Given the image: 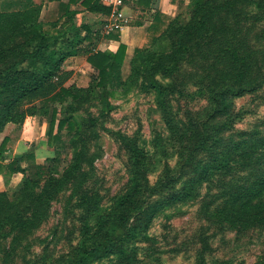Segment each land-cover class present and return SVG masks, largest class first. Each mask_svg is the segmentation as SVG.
<instances>
[{
    "label": "rangeland",
    "instance_id": "374dc122",
    "mask_svg": "<svg viewBox=\"0 0 264 264\" xmlns=\"http://www.w3.org/2000/svg\"><path fill=\"white\" fill-rule=\"evenodd\" d=\"M23 1L0 0V13L17 11ZM59 1L62 0H30V10L37 15L35 21L48 28L60 16ZM204 1L200 8L190 1L176 3L173 15H165L163 29L169 25L167 31L156 34V41L151 40L148 32L139 48L149 56L169 55L178 31L190 23L209 20L208 39L214 29L219 32L217 38L230 37L238 30L239 39H245L252 48L256 76L264 81V41L259 38L264 30V6L258 8L255 4L258 1L264 5V0ZM227 3L231 11L225 8ZM71 9L78 12L75 24L86 25L92 32L91 40L84 45L91 43L105 50L103 44L109 34L103 29L106 15L89 12L79 5ZM129 17L128 26H136L149 15L134 5ZM26 38L17 37L15 44L24 43ZM199 41L193 39L188 43L190 51L178 59L172 73L156 74L164 88L160 98L148 88L141 66L131 65L134 52L125 57L121 88L89 92L86 89L96 72L87 57L68 58L63 66L69 75L64 86L84 89L80 99H69L61 105L53 103L46 109V115L39 112L27 116L20 125L7 123L0 130V143L8 138L6 161L26 153L34 155V160L23 163L29 168L24 175L8 177V182L0 177V192H7L15 203L8 217L0 221V264H71L83 237L105 241L107 232L111 231V205L125 190L130 177L122 137L135 142L146 156L143 167L136 172L149 185L142 183L139 205L159 204L186 186L191 177L187 161L193 160L194 155L202 165L208 161L204 153L195 152L208 133L207 117L211 110L205 85L212 76V61L197 55ZM16 61L18 57L8 58L0 64V70ZM50 90L49 87L27 99L25 106H42V96ZM104 98L110 108L104 104ZM230 101L231 109L214 124L220 127L214 139L223 141L219 149L243 143L240 150L233 152L229 171L211 175L207 181L194 186V197L157 213L141 239L125 243V256L113 255L93 264L264 262V190L260 195L263 205L251 202L260 208L244 206L249 199L247 193L253 188L251 183L264 174V146L249 148L253 140L264 139V85L254 92L231 97ZM54 107L58 110L56 123L61 118L75 123V130H62L61 142L55 149L47 146ZM36 166L46 173L37 174ZM25 179L29 184L27 194L16 197L14 193L20 191ZM160 183L165 185L152 190ZM95 194L100 202L98 210L93 211L91 203ZM120 235L119 230L112 233L113 238Z\"/></svg>",
    "mask_w": 264,
    "mask_h": 264
},
{
    "label": "trees",
    "instance_id": "16d2710c",
    "mask_svg": "<svg viewBox=\"0 0 264 264\" xmlns=\"http://www.w3.org/2000/svg\"><path fill=\"white\" fill-rule=\"evenodd\" d=\"M186 1H190L198 8L202 7L205 2L204 0H178L180 4ZM245 1L236 0V2ZM21 3V8H18L17 11L0 13V64L10 57H18V61L0 70V130L7 123L20 125L27 116H34L39 112L41 115H46V109L53 103L61 105L69 99L74 101L80 99V92H84V89L64 86L69 75L63 70V66L68 58L85 55L87 62L96 72V76L86 92L91 89L121 88L123 85L122 66L127 46L120 42L116 51H102L91 43L84 45L86 41L91 40L92 32L88 26H77L74 22V17L78 12L71 9L73 6L79 5L89 12L107 15L109 10L102 6L98 0L59 1L60 16L56 21L49 23L48 28H45L43 23L35 21L37 15L30 10V0H24ZM255 4L258 8L264 6L258 1ZM134 5L141 12H152L148 32L152 35L151 40L156 41L157 36L166 32L169 26L166 25V29H163L166 17L158 11L159 0H135ZM226 7L231 11L230 4L227 3ZM26 8H28L27 11H25ZM207 21L209 20L190 23L181 32L178 31L176 44L169 55L149 56L144 54L142 48H135L131 65L133 68L136 65L141 66L148 88L155 93L157 98H160L164 88L157 81L156 74L172 73L177 67L178 59L190 51L191 47L188 43L193 39L200 40L196 47L197 55L205 61H212L210 64L212 76L205 85L211 110L207 117L208 133L205 135L204 142H201L197 147V149L200 148L199 151L195 152L204 153L208 161L202 165L194 155V159L186 163L189 168L188 176H191L187 182L188 185L186 184L179 191L173 192L159 204L146 206L143 203L139 205L138 197L143 187L142 183L145 182L146 186L149 185L147 180H140L136 172L143 167L146 156L135 142L127 137H122L123 146L128 153L130 177L125 190L116 197L111 205V231L107 232V238L103 242L83 237L71 264H93L94 261L109 256H125L127 254L125 243L141 239L142 234L148 230L157 213L176 203L188 201L194 197V186L207 181L213 174L227 172L231 168L233 152L240 150L243 143L233 145L230 149H219L223 141L221 138L214 139L220 128L214 124L231 109V97L254 92L264 85V81L256 76V59L252 48L245 39H239L238 30L233 31L230 37L217 38L219 32L214 29L208 39L206 34L209 31V22ZM138 25L140 23H137ZM83 31L84 35H82ZM19 36H27V38L24 43L15 44V39ZM105 38L119 42V35L115 33H109ZM259 38L264 41V30L259 34ZM168 61L170 64H167ZM27 62L29 64L23 67ZM54 79H57V82L53 83ZM49 87L51 88L50 92H46L42 96V106H25L24 102L27 99L38 96ZM104 104L111 107L106 98H104ZM57 114L58 110L54 107L47 136V146L53 149L56 144L61 142L63 129L68 132L75 130V123L68 119L61 118L56 123ZM55 127L56 132L54 133ZM260 141H264V139L253 140L249 144V148H257L261 144L264 146V143H260ZM7 144L8 138L5 137L0 143V177L6 182H8L7 178L13 175H24L29 168L24 167L23 163L34 160L33 154L26 153L21 157L6 161L4 154L8 152ZM36 168L37 174L46 173L42 167L36 166ZM183 175L184 173H180V176ZM161 185H165V183L152 187V190L161 187ZM251 186L253 188L247 193L249 199L245 201L244 206L260 208L257 205L252 206L251 202L256 201L263 205L260 195L264 190V174L252 182ZM28 188V180L25 179L20 191L14 193L15 196L17 197L21 193L27 194ZM99 202L100 197L97 194L93 195L91 203L93 211L98 210ZM14 206L15 203L10 200L7 192H0V221L8 217L7 213ZM261 208L263 207L261 206ZM114 230L121 231L119 237H117L118 235L114 236L115 239L112 237ZM260 264H264V262Z\"/></svg>",
    "mask_w": 264,
    "mask_h": 264
},
{
    "label": "crops",
    "instance_id": "0c3cea01",
    "mask_svg": "<svg viewBox=\"0 0 264 264\" xmlns=\"http://www.w3.org/2000/svg\"><path fill=\"white\" fill-rule=\"evenodd\" d=\"M62 1L66 2L67 0H62ZM176 3H178V0H159L158 11L162 15H173V13L177 8ZM144 13L148 14L149 17L145 18V20H143L142 22H139L140 25L138 26L136 25V26L125 27L119 35V42L113 40H107V42L103 44L105 50L116 51L119 43L121 42L127 46L126 58L130 57L134 49L139 48L146 40V37L148 35V28L152 20V16H151L152 12L147 11ZM0 191H2L1 181H0Z\"/></svg>",
    "mask_w": 264,
    "mask_h": 264
},
{
    "label": "built area",
    "instance_id": "2783aa9c",
    "mask_svg": "<svg viewBox=\"0 0 264 264\" xmlns=\"http://www.w3.org/2000/svg\"><path fill=\"white\" fill-rule=\"evenodd\" d=\"M109 12L103 21L106 33H120L130 23L129 10L134 6L135 0H98ZM127 11V12H126Z\"/></svg>",
    "mask_w": 264,
    "mask_h": 264
}]
</instances>
